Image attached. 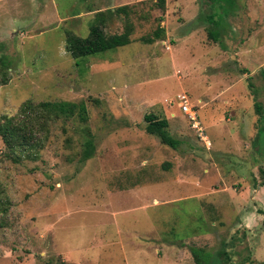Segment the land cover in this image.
Listing matches in <instances>:
<instances>
[{
  "label": "rangeland",
  "instance_id": "obj_1",
  "mask_svg": "<svg viewBox=\"0 0 264 264\" xmlns=\"http://www.w3.org/2000/svg\"><path fill=\"white\" fill-rule=\"evenodd\" d=\"M157 2L0 0V120L26 102H84L88 116L51 121L18 162L0 137V264H196L191 248L264 264V0ZM122 6L130 44L72 59L66 39L97 13L123 32L108 14ZM149 114L175 149L146 133Z\"/></svg>",
  "mask_w": 264,
  "mask_h": 264
},
{
  "label": "trees",
  "instance_id": "obj_2",
  "mask_svg": "<svg viewBox=\"0 0 264 264\" xmlns=\"http://www.w3.org/2000/svg\"><path fill=\"white\" fill-rule=\"evenodd\" d=\"M165 0H158L160 7L164 6ZM113 13L122 16L124 21L123 32L120 34L106 35L104 31L105 14L97 13L95 21L91 24L89 35L86 38L69 36L66 39V52L69 53L72 59L76 61L85 60L89 57L98 56L108 51H114L118 48L125 47L130 44V36L133 32V26L129 21V7L122 6L115 11L108 10V14ZM160 20V19H159ZM163 29L159 28L155 31L154 38L158 39L162 36ZM153 39H144L147 43H152ZM0 65L9 70L7 62L0 60ZM77 65H80L79 62ZM258 113L260 108L256 107ZM58 119H76L81 125L87 122V108L84 102H41L33 105L31 102H26L20 106L17 113L13 116H4L0 120V137L6 149L8 156L14 161H19L18 153H23L30 149H40L44 146L46 135L49 133V124L51 121ZM146 127L145 131L149 135H155L160 142L175 149L178 142L167 134L169 123L166 119H159L153 114L145 116ZM81 129L84 133V127ZM264 129V127H263ZM37 135H43L44 138H38ZM91 142H87V147L81 155L80 162L90 159ZM264 185V170L261 171ZM264 214L263 211H260ZM191 253L196 264H215L216 259H226V252H220L215 259L211 255L201 249L191 248ZM224 263L226 260H223Z\"/></svg>",
  "mask_w": 264,
  "mask_h": 264
},
{
  "label": "built area",
  "instance_id": "obj_3",
  "mask_svg": "<svg viewBox=\"0 0 264 264\" xmlns=\"http://www.w3.org/2000/svg\"><path fill=\"white\" fill-rule=\"evenodd\" d=\"M181 101H182V103L180 105L181 111L189 117V120L191 121V124H192V128L198 132L199 136H202L203 131H202L200 124L197 120L195 112L191 111V109L187 106L186 99L182 98Z\"/></svg>",
  "mask_w": 264,
  "mask_h": 264
},
{
  "label": "crops",
  "instance_id": "obj_4",
  "mask_svg": "<svg viewBox=\"0 0 264 264\" xmlns=\"http://www.w3.org/2000/svg\"><path fill=\"white\" fill-rule=\"evenodd\" d=\"M241 80V79H240ZM240 80H238V82L240 81ZM231 82H233V81H231ZM233 84H235V82L233 83ZM229 84H228V87H227V90H225V91H229ZM216 93L217 92H213V95H215V96H212L214 99L213 100H217V99H219V97L216 95ZM217 98V99H216ZM232 100L234 101V99L232 98ZM221 102H222V104H225V105H227V104H229L230 103V101L229 100H225V101H222L221 100ZM235 102V101H234ZM195 115H196V113H195ZM196 117H197V115H196ZM258 119H260L259 117H258ZM197 120H198V118H197ZM198 122H199V120H198ZM190 123H191V121H190ZM199 124H200V122H199ZM202 129V128H201ZM203 131V130H202ZM200 137H202V139H205L203 136H200Z\"/></svg>",
  "mask_w": 264,
  "mask_h": 264
}]
</instances>
